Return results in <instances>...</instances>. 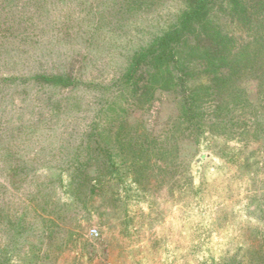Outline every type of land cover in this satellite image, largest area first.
Returning <instances> with one entry per match:
<instances>
[{
  "label": "rangeland",
  "instance_id": "obj_1",
  "mask_svg": "<svg viewBox=\"0 0 264 264\" xmlns=\"http://www.w3.org/2000/svg\"><path fill=\"white\" fill-rule=\"evenodd\" d=\"M190 3L0 0V264H264L258 74L229 79L199 26L181 43L194 57L182 81L150 60L124 83ZM209 14L230 51L264 41L233 22L228 0ZM223 77L190 126L185 96ZM227 111L236 126L216 122Z\"/></svg>",
  "mask_w": 264,
  "mask_h": 264
},
{
  "label": "trees",
  "instance_id": "obj_2",
  "mask_svg": "<svg viewBox=\"0 0 264 264\" xmlns=\"http://www.w3.org/2000/svg\"><path fill=\"white\" fill-rule=\"evenodd\" d=\"M215 1L216 0H191L190 5L182 11L175 21H173L167 31L155 39L146 50H139L137 52L124 75V83L129 85L136 72L139 71L142 66L148 65L150 60L152 61L153 68L168 65L172 66L177 71V81H182V79H184V77L191 72V68L187 66L188 62H191L190 59L194 57L188 58V53L183 54L180 51V49H182L181 43L196 31V27L202 26V36L211 37L213 49L215 50V53L219 54V63H221L220 68L223 66L225 67L229 79L235 74V78L239 80L242 78L241 74H243L244 69H247V73H253L254 75L258 74L256 77L261 78L263 83L262 86L264 87V41L262 42L259 38H253V46H259L254 48L252 53H249V51L239 52L235 49L230 51L231 49H228V45L232 36L223 32L215 22L214 24L207 23L210 18V9ZM258 4H261V1L250 9L245 7L243 0H228L229 10L231 12L233 22L235 21V24H238L239 22L244 27L250 26V30L254 28L256 30L263 31L264 6L263 4ZM256 63H260V65L256 67ZM216 68H219V66H216ZM229 79H224V77L215 78L211 84V88H197L193 91L191 89L190 91L192 92H189L185 96L182 114L187 118L186 120L190 126L200 128L197 126V122L198 120H201V116L206 112H201L199 106L206 103L205 98L207 96H217L219 88H221L222 84L228 83ZM31 80L35 83L37 81V83L43 81L44 83H49L52 87L61 85L71 86L73 84V81L67 82L64 75H35L31 78ZM2 81H14V78L10 80L3 79ZM261 96V102H263L264 88L261 89ZM236 98H239V95L237 96L236 94L235 99ZM213 101H216V98ZM216 104L217 103H215L216 110H219ZM223 112L220 111V113ZM232 112L234 111L226 112V116L228 118H226V116L225 118L223 116L219 117V115H215L214 118H217L216 122L219 121L218 124L223 122L232 124L234 122L235 124L233 125L236 126L238 122L234 121L235 119H233V116H229ZM259 115L261 116L260 118L264 117L263 114ZM260 131L263 132L264 128H261ZM108 167H113V163H110L109 161Z\"/></svg>",
  "mask_w": 264,
  "mask_h": 264
}]
</instances>
